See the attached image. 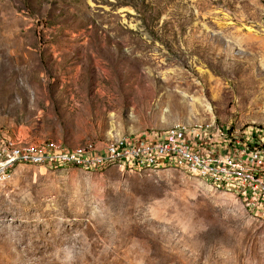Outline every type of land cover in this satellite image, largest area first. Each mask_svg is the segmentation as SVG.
I'll use <instances>...</instances> for the list:
<instances>
[{"label": "rangeland", "instance_id": "374dc122", "mask_svg": "<svg viewBox=\"0 0 264 264\" xmlns=\"http://www.w3.org/2000/svg\"><path fill=\"white\" fill-rule=\"evenodd\" d=\"M177 121L264 128V0H0V140ZM0 264H264V219L181 169L19 164Z\"/></svg>", "mask_w": 264, "mask_h": 264}, {"label": "built area", "instance_id": "2783aa9c", "mask_svg": "<svg viewBox=\"0 0 264 264\" xmlns=\"http://www.w3.org/2000/svg\"><path fill=\"white\" fill-rule=\"evenodd\" d=\"M19 164L50 169L116 167L128 172L181 169L210 188L235 194L251 216L264 219L263 127L254 134L215 121H177L163 128L125 132L107 142L85 140L75 145L19 134L2 138L0 182L8 180Z\"/></svg>", "mask_w": 264, "mask_h": 264}]
</instances>
